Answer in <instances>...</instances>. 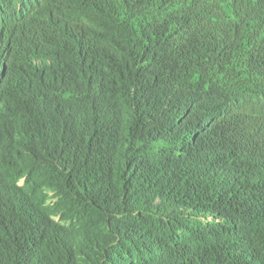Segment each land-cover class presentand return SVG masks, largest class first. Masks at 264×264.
<instances>
[{
	"label": "trees",
	"instance_id": "1",
	"mask_svg": "<svg viewBox=\"0 0 264 264\" xmlns=\"http://www.w3.org/2000/svg\"><path fill=\"white\" fill-rule=\"evenodd\" d=\"M0 264H264V0H0Z\"/></svg>",
	"mask_w": 264,
	"mask_h": 264
}]
</instances>
